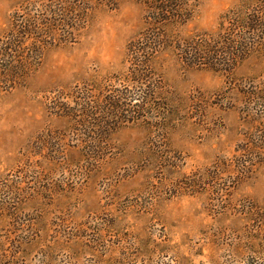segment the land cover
<instances>
[{"label":"rangeland","instance_id":"rangeland-1","mask_svg":"<svg viewBox=\"0 0 264 264\" xmlns=\"http://www.w3.org/2000/svg\"><path fill=\"white\" fill-rule=\"evenodd\" d=\"M83 1L0 0V41L56 25L29 40L42 57L28 77H0V264H264V47L231 72L162 46L134 68L145 0H87L75 21ZM262 2L190 0L191 18L159 33L221 43L225 16ZM97 146L99 162L81 156Z\"/></svg>","mask_w":264,"mask_h":264},{"label":"trees","instance_id":"trees-1","mask_svg":"<svg viewBox=\"0 0 264 264\" xmlns=\"http://www.w3.org/2000/svg\"><path fill=\"white\" fill-rule=\"evenodd\" d=\"M189 2L190 0H145L150 16L149 33L147 36V42H149L150 45L145 44L146 47L142 49H130L133 52L134 59L131 64L134 68L140 64L143 67L146 65L148 68L150 63L153 62L156 53L160 51L156 49V47L162 46L163 48L170 47L177 50L180 54L181 61L189 67H208L215 71L217 67H221L222 69L220 71L231 72V63H233V61H243L249 56L251 51H254L258 47H264V2L257 3V6L245 3L230 11L225 16L220 27V33H224L223 36L220 37V40H222L221 43L213 39H204L202 41H196L194 39L191 41H179L178 46L174 47L172 45L173 40L170 36H165L163 33H159V31H166L168 26H176V24L185 23L190 19L193 14V5ZM89 9L90 7L87 0L83 1L82 15L74 17L73 20L84 21L85 18H88ZM65 22H68V26L71 25L69 19L65 20ZM43 25L46 27L45 30L37 28L36 23L29 22L28 24H23L22 22L16 29H13L6 39L0 41V77L6 78L7 76L11 77V79L17 77L24 79L40 64L42 53L39 49H36L37 47L35 46L41 45L34 41L31 44L29 40L36 34L41 35L42 39L45 37L52 39L54 34L50 27L56 26L52 25L51 21ZM46 42L47 40L39 41L41 44H48ZM153 45H155V48L152 47ZM134 47L135 46H133V48ZM132 79L135 83L145 84L144 82L147 79H152V74L148 75L144 74L142 70H136L135 73L133 72ZM148 94V92L146 94L144 93V97H146L149 102H153V95ZM85 99L89 100V98ZM110 102V105L116 104L114 107L119 109L120 100H111ZM106 109L105 112L109 114V109ZM164 110L166 113L168 112L167 108ZM85 111L86 117H94V112L91 111V109H85ZM65 112H67L66 109ZM69 112L65 113V116H76ZM100 135L103 140L108 136L103 132ZM106 151L107 148L97 146L96 149H92L89 152L87 151L88 157L84 154L81 156L84 158H95L99 162L104 158ZM90 161L91 160L86 163L89 164ZM22 239H24L25 242H22V249L16 254L19 259L28 257L29 253L24 246H29L30 243H32L29 240L33 238L29 239L23 235ZM3 254L5 257H8L6 253ZM8 264H10V262Z\"/></svg>","mask_w":264,"mask_h":264}]
</instances>
